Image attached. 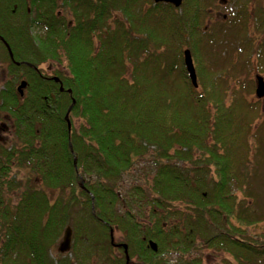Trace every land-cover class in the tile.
<instances>
[{
  "label": "trees",
  "instance_id": "16d2710c",
  "mask_svg": "<svg viewBox=\"0 0 264 264\" xmlns=\"http://www.w3.org/2000/svg\"><path fill=\"white\" fill-rule=\"evenodd\" d=\"M213 1L0 0V264H203L204 248L263 264L264 241L245 229L264 219L251 191L264 112L246 97L254 78H230L228 67L246 62L264 79V48L246 36L249 0H238L240 33L217 18L208 26ZM222 37L237 41L224 59ZM46 61L65 70L44 73ZM142 160L149 181L122 193V175ZM67 226L70 249L51 256Z\"/></svg>",
  "mask_w": 264,
  "mask_h": 264
},
{
  "label": "rangeland",
  "instance_id": "374dc122",
  "mask_svg": "<svg viewBox=\"0 0 264 264\" xmlns=\"http://www.w3.org/2000/svg\"><path fill=\"white\" fill-rule=\"evenodd\" d=\"M143 6L144 4L142 6L138 5L133 10L131 15H134V16L137 15V17H139L140 19V10L142 9ZM144 8H146V6H144ZM209 10L211 12L212 17L211 18L208 17L206 20L208 26L215 23L213 20L217 18L220 20V23L216 22V24L219 25L220 28L226 29V30L227 29L229 30L237 29V32L240 33V30L243 27L244 20L241 17L242 9L240 7L238 0H214L213 3L210 5ZM58 11L62 13V15H65L66 18L71 19V14L67 10L66 7H63L61 5L60 8H58ZM246 12L247 13L244 12L247 18V35L246 36L248 37L249 40L253 42L255 51H258L261 45L264 48V29L261 28L263 27L264 24L260 23L261 26H257L256 19H258L260 15H263L264 13V0H249ZM116 14L121 19H124L125 23L129 24L128 21H130L131 18L130 16L127 17V14H125L124 11L117 12L114 15ZM236 20H239V23ZM112 21H113V18L110 20V22L112 23ZM135 23L137 24L136 20H135ZM226 23H229V24H226ZM129 26H131V24H129ZM134 27H137V25H135ZM243 42L247 44V41H243ZM219 43H220V46L222 47L221 54H220L221 59L227 58L229 55L230 49L235 48V46H237L236 45L237 41L234 38H232L231 41H229L226 37H222ZM259 53H262L263 54L262 56H264V51H261ZM253 55L255 57V54H252V56ZM245 63L246 62H240V61L237 62L236 60H233L230 67H228V71H230L228 73L229 77L233 78V74L237 72L239 73V75L242 77L243 80H245L247 76L249 78L253 77L255 81V76L257 74L260 75L261 73L258 71L254 72V70L247 73L246 71L243 70V64ZM39 68H41V70L44 73H48L50 75H52L56 69H59L62 71L65 70L64 62H62V65H59L58 63H55V62L46 61V62L41 63L39 65ZM0 71L2 73V75L0 76V89H1L3 87V84H2L3 80L5 79V77L7 78L8 75L5 69L3 71L0 69ZM20 81L22 82L24 80H19V83L17 82V89L21 83ZM228 83H230L229 79H228ZM23 88L24 87L20 89L21 92ZM229 95H230V90H228V96ZM246 97L251 101L258 100L259 105L264 112V96L261 98H257L255 95V92H253V94L247 93ZM254 121H253V124H254ZM262 132L264 133V128L262 129ZM0 135L6 138V136H8V132L0 130ZM258 160H261V158L259 157ZM151 170L152 168L149 162H146L143 160L137 162V164H135L129 171H127L126 173L122 175L121 177L122 179L120 182L121 192L124 193L128 188L132 187L133 185L143 184V183L148 182ZM25 173H27V170L25 168H20L17 172V175L22 180H24L26 176ZM258 174H259V177L257 178V180H255L252 183L251 191L254 194L253 200L259 206V205H262L264 201V186L260 185L262 183V179H264V165L261 167H258ZM30 179L31 180L35 179L34 175H30ZM37 183H39L38 180H37ZM17 195H18V191H12L10 192L9 197L14 202L17 198ZM263 227H264V219L261 222H258V224L252 225V227H248L245 230L248 236L258 238L261 241H264V235H263L264 228ZM117 235H119V232L114 231L115 238L117 237ZM62 237L63 235L57 241V244L53 247L51 254H50L51 256H54L57 252L65 253V252H61L58 250V245L61 242ZM111 240H113V238H111ZM70 255L71 254H69V256ZM228 257L229 255L225 253H222V252L220 253V252L214 251L209 248H204L201 254L203 264H225V262H223L222 259L227 260V262H230L231 264L232 261L228 260L227 259ZM168 258L171 259L172 261H175V259H177V256L172 253V254H168ZM262 262L264 264V261ZM249 264H252V263H249Z\"/></svg>",
  "mask_w": 264,
  "mask_h": 264
},
{
  "label": "water",
  "instance_id": "95a60500",
  "mask_svg": "<svg viewBox=\"0 0 264 264\" xmlns=\"http://www.w3.org/2000/svg\"><path fill=\"white\" fill-rule=\"evenodd\" d=\"M153 2L154 3L164 2V3L172 4L175 7H178L182 3V0H153ZM0 39H2V38H0ZM4 43L6 45V48L8 50L10 58H12L11 49L9 48L8 44L5 41H4ZM182 53H183V62H184L185 68H186V70L188 72L189 79H190L192 85L194 87H197L198 86L197 77H196V72H195V67H194V63H193L191 52H190L189 48H185V49H183ZM52 78L55 81H58L60 83L59 78L57 76H53ZM24 86H25V81H22L20 83V85L18 86V89L20 90ZM60 90H63V87H62L61 83H60ZM68 92H70V89H68ZM254 92H255V95H256L257 98H261V97L264 96V79L259 74H257L255 76V89H254ZM71 106H72V104H71ZM71 106L68 108V110H67V112L65 114V119L67 121L68 128L70 127V123H69V120H68V113H69V111L71 109ZM70 244H71V228L67 226L65 228L64 232H63L62 240H61V242L58 245V250L61 251V252L68 251L70 249ZM148 246L154 251H156V249H157V245H156V243L153 240H148ZM122 247L124 248V252L126 253V251H127L126 244L123 243Z\"/></svg>",
  "mask_w": 264,
  "mask_h": 264
}]
</instances>
